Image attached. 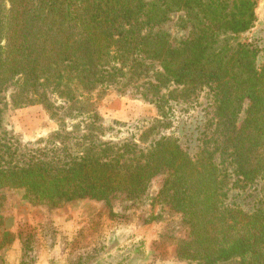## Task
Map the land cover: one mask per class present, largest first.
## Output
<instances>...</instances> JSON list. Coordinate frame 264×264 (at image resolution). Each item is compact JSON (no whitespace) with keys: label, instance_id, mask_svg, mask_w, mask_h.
<instances>
[{"label":"trees","instance_id":"obj_1","mask_svg":"<svg viewBox=\"0 0 264 264\" xmlns=\"http://www.w3.org/2000/svg\"><path fill=\"white\" fill-rule=\"evenodd\" d=\"M257 3L0 0V93L12 85L17 106L81 118L73 131L64 123L53 145L25 153L1 139L0 223L17 194L52 211L80 199L138 200L162 177L157 197L181 216L193 264H264V201L253 212L225 204L229 168L242 186L264 180V64H256L259 47L233 41L254 26ZM177 13L184 34L173 35L164 26ZM111 86L155 103L163 119L138 139L102 140L93 96ZM204 88L213 92L214 127L191 155L160 128L172 100Z\"/></svg>","mask_w":264,"mask_h":264},{"label":"rangeland","instance_id":"obj_2","mask_svg":"<svg viewBox=\"0 0 264 264\" xmlns=\"http://www.w3.org/2000/svg\"><path fill=\"white\" fill-rule=\"evenodd\" d=\"M256 15L254 26L233 41L259 47L256 64L261 67L264 0H258ZM178 16L173 14V20L164 26L173 35L184 34L176 24ZM14 91L11 85L0 93V141L5 139L13 149L18 146V154L53 145L52 136L61 131L64 123V130L73 131V126L81 121L66 118L65 110H58L56 118L42 104L17 106L11 98ZM93 100L101 116L98 125L103 128L98 129V135L102 140L121 144L138 139L156 120L163 119L155 103L141 98L131 88L125 93L112 86L99 89ZM55 105L66 104L59 101ZM168 106L169 126H162L161 133L177 137L191 155L198 154L205 134L214 127L210 125V121H215L213 92L204 88L191 100H172ZM248 106L246 101L240 122ZM229 174L226 205L250 212L263 206L264 180L242 186L232 168ZM162 183V177L155 178L148 192L138 200L116 199L108 204L80 199L52 211L46 206L18 201L21 195L17 194L0 223V264H193L183 248L186 226L181 216L157 197Z\"/></svg>","mask_w":264,"mask_h":264}]
</instances>
